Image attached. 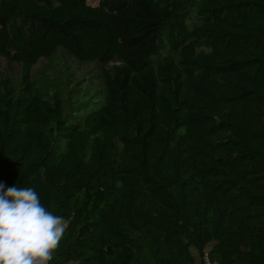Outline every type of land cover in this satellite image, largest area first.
Returning a JSON list of instances; mask_svg holds the SVG:
<instances>
[{"label": "trees", "instance_id": "trees-1", "mask_svg": "<svg viewBox=\"0 0 264 264\" xmlns=\"http://www.w3.org/2000/svg\"><path fill=\"white\" fill-rule=\"evenodd\" d=\"M58 54L100 71L78 121L33 90ZM0 59V181L65 218L50 264H264V0H0Z\"/></svg>", "mask_w": 264, "mask_h": 264}, {"label": "clouds", "instance_id": "clouds-1", "mask_svg": "<svg viewBox=\"0 0 264 264\" xmlns=\"http://www.w3.org/2000/svg\"><path fill=\"white\" fill-rule=\"evenodd\" d=\"M66 227L34 188L0 181V264H50Z\"/></svg>", "mask_w": 264, "mask_h": 264}, {"label": "rangeland", "instance_id": "rangeland-1", "mask_svg": "<svg viewBox=\"0 0 264 264\" xmlns=\"http://www.w3.org/2000/svg\"><path fill=\"white\" fill-rule=\"evenodd\" d=\"M55 58L37 65L32 74L33 90L43 97L58 93L65 111L75 114L78 121L101 103L104 90L100 71L94 65H81L61 54ZM0 73L10 81L12 88H18L19 70L16 66H8L0 59Z\"/></svg>", "mask_w": 264, "mask_h": 264}]
</instances>
